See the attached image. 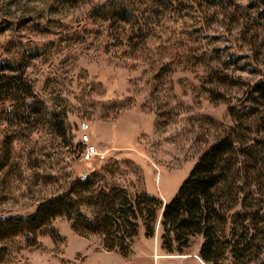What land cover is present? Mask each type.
<instances>
[{
	"label": "rangeland",
	"instance_id": "obj_1",
	"mask_svg": "<svg viewBox=\"0 0 264 264\" xmlns=\"http://www.w3.org/2000/svg\"><path fill=\"white\" fill-rule=\"evenodd\" d=\"M111 1L125 2L83 0L69 17L45 23L0 12V67L23 75L65 121L61 131L47 120L33 131L20 128L0 176V219L33 213L86 175L97 192L120 188L170 204L223 138L252 126V137L264 135L255 124L264 107L249 101L251 87L264 80V28L238 9L246 0H189L198 11L181 18L172 4L187 0H127L132 16L116 23L93 14ZM177 37L184 44L168 42ZM92 145L105 160L86 162ZM161 233L158 221L148 237L141 222L125 257L58 219L35 247L28 237L7 243V264H205L201 237L170 255Z\"/></svg>",
	"mask_w": 264,
	"mask_h": 264
},
{
	"label": "trees",
	"instance_id": "obj_2",
	"mask_svg": "<svg viewBox=\"0 0 264 264\" xmlns=\"http://www.w3.org/2000/svg\"><path fill=\"white\" fill-rule=\"evenodd\" d=\"M82 1L0 0V12L5 18L18 16L25 23H45L69 17ZM124 1L104 3L93 14L105 22L126 21L129 13L132 16L129 8L134 6ZM202 1L237 5L234 0ZM186 2H174L171 11L179 18L186 11L187 16L197 13L196 3ZM238 9L264 28V1L246 0ZM171 41L185 42L178 37ZM249 101L264 107V80L251 87ZM262 114L255 124L264 128ZM46 120L57 131L65 128V121L46 108L23 75L0 67V151L4 153L0 176L9 162L10 149L22 135L20 128L33 131ZM252 127L236 135L233 132L210 148L170 204L148 194L133 197L120 188L97 192L86 175L67 192L40 203L33 213L1 218L0 264H7V243L28 237L30 247H35L38 236L58 219L70 222L80 236H101L107 251H118L125 257L140 223L144 222L147 236L153 237L159 221L162 246L170 255H182L192 238L201 237L200 258L205 264H264V135L254 133L252 137Z\"/></svg>",
	"mask_w": 264,
	"mask_h": 264
},
{
	"label": "built area",
	"instance_id": "obj_3",
	"mask_svg": "<svg viewBox=\"0 0 264 264\" xmlns=\"http://www.w3.org/2000/svg\"><path fill=\"white\" fill-rule=\"evenodd\" d=\"M88 137H85V140ZM83 158L86 160V162L93 161L95 159L100 158L101 160H105V155L100 153L96 146H87L86 150L83 154Z\"/></svg>",
	"mask_w": 264,
	"mask_h": 264
}]
</instances>
